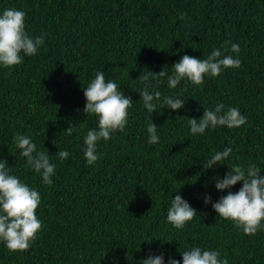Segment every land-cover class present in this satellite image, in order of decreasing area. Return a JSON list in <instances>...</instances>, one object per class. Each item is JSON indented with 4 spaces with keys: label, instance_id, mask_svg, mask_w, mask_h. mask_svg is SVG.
Wrapping results in <instances>:
<instances>
[{
    "label": "trees",
    "instance_id": "1",
    "mask_svg": "<svg viewBox=\"0 0 264 264\" xmlns=\"http://www.w3.org/2000/svg\"><path fill=\"white\" fill-rule=\"evenodd\" d=\"M9 8L26 13L30 37L46 34L35 55L0 67V159L39 192L43 228L27 251L13 253L0 242V264H140L149 255L183 264L180 252L197 246L219 251L228 264H264V230L246 235L204 203L242 187L215 188L214 178L234 165L254 164L264 176V0H0V14ZM213 49L240 59V67L205 76L202 86L184 80L170 89L166 76L143 80L163 69L171 75L183 55L207 58ZM98 71L133 104L125 129L99 141V159L88 165L84 137L98 120L83 111V88ZM146 85L162 97L179 96L184 107L158 104L150 114L139 93ZM220 103L225 111L238 108L247 122L193 135L188 119ZM151 119L155 145L148 143ZM16 134L52 157L51 185L20 155ZM225 148L229 157L205 171ZM59 150L68 158L60 160ZM176 195L197 211L181 229L166 219Z\"/></svg>",
    "mask_w": 264,
    "mask_h": 264
},
{
    "label": "clouds",
    "instance_id": "2",
    "mask_svg": "<svg viewBox=\"0 0 264 264\" xmlns=\"http://www.w3.org/2000/svg\"><path fill=\"white\" fill-rule=\"evenodd\" d=\"M26 13L14 8L5 9L0 14V67L12 68L22 63V55L33 56L39 47L45 43V35L30 37L25 30ZM239 45L232 44L231 52L239 53ZM241 61L232 55H224L220 49H213L207 58H196L183 55L171 68L173 72L168 75L164 69L158 74L148 72L143 76L146 82L150 77H167V85L175 89L181 81L187 80L193 85L202 86L205 76L218 77L222 69L239 68ZM148 87L139 91L144 108L152 114L156 112L157 105L177 111L184 107L182 98L163 96L159 90L149 92ZM84 89L86 100L84 113L94 115L98 120L97 128L87 131L84 137V157L88 165L94 164L99 156L97 143L101 140L108 141L111 134L123 131L128 122V110L133 101L126 97L113 80H106L102 71L95 73L94 79ZM203 116L197 120L188 119L190 131L193 135L204 134L206 129L226 126L229 129L239 128L247 120L238 108L225 106L220 103L214 109L204 108ZM72 126L67 131L71 134ZM149 135L148 143L158 144L160 137L157 126L152 119L147 125ZM20 155L26 158L27 165L36 173H41L43 182L51 185V176L55 172V164L49 157L47 150H38L33 141L26 135L16 134L13 138ZM232 149L225 148L216 152L203 164L205 171L213 169L216 165L226 160ZM60 160L68 158L66 150H59L57 155ZM6 161L0 159V242L10 252L27 251L36 239L43 225L36 212L41 204V197L37 190L12 174L11 168L6 167ZM260 168L249 165L247 168L234 165L223 177H215V188L224 192L236 184L242 187L235 193L228 191L213 203L210 196L204 197V203L212 205L213 210L220 218L230 220L246 235H255L264 230V176L260 175ZM197 216V211L180 195L171 199L167 210V222L176 229H181L187 222ZM183 264H228V260L221 259V254L216 250H206L192 247L190 250L180 252ZM140 264H164L163 256L149 255ZM169 264H180V261L169 259Z\"/></svg>",
    "mask_w": 264,
    "mask_h": 264
}]
</instances>
